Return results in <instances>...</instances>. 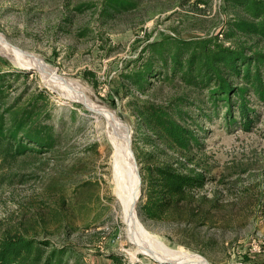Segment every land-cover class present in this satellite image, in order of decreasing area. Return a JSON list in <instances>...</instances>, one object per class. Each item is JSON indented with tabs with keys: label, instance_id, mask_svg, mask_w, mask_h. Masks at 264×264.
Returning a JSON list of instances; mask_svg holds the SVG:
<instances>
[{
	"label": "rangeland",
	"instance_id": "obj_1",
	"mask_svg": "<svg viewBox=\"0 0 264 264\" xmlns=\"http://www.w3.org/2000/svg\"><path fill=\"white\" fill-rule=\"evenodd\" d=\"M128 1L131 7L112 10L111 0H0V68L27 71L37 87L49 91L60 135L53 152L18 162L4 172L15 173L12 178L0 176V236L20 229L65 245L78 257L69 258V264H179L137 253L127 237L109 181L112 146L105 115L30 62L34 56L56 69L90 103L125 125L141 175L159 152L125 104L123 73L148 41L175 33L215 35L234 12L229 0ZM258 44L264 49V40ZM254 107L249 129L229 126L223 113L200 122L203 157L213 175L204 191L218 208L200 226L143 220L138 213L156 240L201 254L211 264H264V100ZM141 195L142 178L137 212Z\"/></svg>",
	"mask_w": 264,
	"mask_h": 264
},
{
	"label": "trees",
	"instance_id": "obj_2",
	"mask_svg": "<svg viewBox=\"0 0 264 264\" xmlns=\"http://www.w3.org/2000/svg\"><path fill=\"white\" fill-rule=\"evenodd\" d=\"M229 1L234 16L222 32L190 38L166 34L148 41L122 75L125 104L159 152L140 175L143 220L179 226L212 220L218 203L204 191L213 175L203 157L200 122L223 113L229 126L249 129L254 106L264 100V49L258 44L264 40V0ZM132 5L111 0L108 7ZM53 107L49 91L37 87L29 72L0 68L1 177L12 178L15 173L4 172L18 162L37 161L56 149L60 135ZM69 258L78 260L65 245L30 231L8 229L0 236V264H69Z\"/></svg>",
	"mask_w": 264,
	"mask_h": 264
},
{
	"label": "bare ground",
	"instance_id": "obj_3",
	"mask_svg": "<svg viewBox=\"0 0 264 264\" xmlns=\"http://www.w3.org/2000/svg\"><path fill=\"white\" fill-rule=\"evenodd\" d=\"M3 43L12 50L20 51L21 53L19 48L6 43L4 39ZM30 62L32 65H36L47 79H50L54 83L65 84L68 90L75 92L77 100L90 106V108L96 109L107 118L108 137L112 146L109 181L112 192L121 207L127 237L136 247L137 253L142 252L160 261H172L179 264H211L201 254L174 250L167 247L163 242L156 240L140 220L137 212L141 185L140 176L131 148L130 134L125 125L106 108L90 103L77 84L59 75L56 69L47 66L42 61L36 60L34 56H32V61Z\"/></svg>",
	"mask_w": 264,
	"mask_h": 264
},
{
	"label": "water",
	"instance_id": "obj_4",
	"mask_svg": "<svg viewBox=\"0 0 264 264\" xmlns=\"http://www.w3.org/2000/svg\"><path fill=\"white\" fill-rule=\"evenodd\" d=\"M131 146H132V139H131ZM138 173H139V176H140L139 169H138ZM140 184H141V176H140ZM140 194H141V185H140ZM139 196H140V195H139Z\"/></svg>",
	"mask_w": 264,
	"mask_h": 264
}]
</instances>
